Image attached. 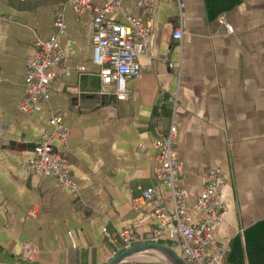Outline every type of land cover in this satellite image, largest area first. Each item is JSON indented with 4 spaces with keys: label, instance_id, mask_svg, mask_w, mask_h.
<instances>
[{
    "label": "crops",
    "instance_id": "1",
    "mask_svg": "<svg viewBox=\"0 0 264 264\" xmlns=\"http://www.w3.org/2000/svg\"><path fill=\"white\" fill-rule=\"evenodd\" d=\"M66 1L0 0V264H106L125 250L117 240L123 229L137 244L153 242L141 191L153 187L167 202L169 188L154 178L153 144L171 125L191 215L206 173L219 169L227 210L217 240L230 248L264 222V0H241L225 13L232 34L205 0H181V9L159 0L151 16L124 2V14L150 24L148 51L138 57L140 72L127 81L124 101L92 62L93 13L76 15ZM57 12L66 23L64 59L39 111L25 113V63L35 43L55 32ZM110 18L127 23L119 12ZM53 117L68 129L67 145L55 142L53 152L70 166L73 193L27 168ZM25 243L36 250L31 260L21 254ZM230 255L220 264H230ZM133 256V264H170L155 250Z\"/></svg>",
    "mask_w": 264,
    "mask_h": 264
},
{
    "label": "built area",
    "instance_id": "2",
    "mask_svg": "<svg viewBox=\"0 0 264 264\" xmlns=\"http://www.w3.org/2000/svg\"><path fill=\"white\" fill-rule=\"evenodd\" d=\"M133 2L145 8L147 14L155 11L159 0H67V6L76 15L92 12V62L99 67V79L103 84L114 86V96L118 101L126 100V83L140 72L138 57L148 51L150 24H144L139 18L124 14L123 3ZM179 9L181 0H174ZM114 12L122 13L126 24L110 18ZM217 22L226 32L233 33V28L225 13L217 17ZM55 32L46 40L35 43V53L27 58L24 71V96L19 110L35 113L40 109L41 100L48 92V87L55 77V68L63 61L59 35L66 29L62 13L57 12L54 21ZM181 30H175L174 39L181 38ZM139 38V41L136 40ZM50 130L44 132L34 148L33 156L27 164L30 173L49 177L57 185L70 192L77 191V184L70 174L69 164L53 152L55 142L63 147L69 138L68 129L58 117L49 120ZM178 131L171 125L167 134L154 142L156 167L154 178L161 186L169 188V195L164 202L153 187L143 189L141 198L150 206L149 217L154 221L152 241L168 240L177 244L180 256L187 264H220L230 248L217 240V233L222 225V215L227 210L221 201V189L224 178L219 169H210L205 177L202 192L194 199L197 209L195 216L188 207L191 196L180 185L183 168L176 153ZM168 203L169 208L165 206ZM168 208V209H167ZM117 240L127 249L138 243L137 236L129 229L119 232ZM35 248L30 243L22 245L21 254L31 260Z\"/></svg>",
    "mask_w": 264,
    "mask_h": 264
},
{
    "label": "trees",
    "instance_id": "3",
    "mask_svg": "<svg viewBox=\"0 0 264 264\" xmlns=\"http://www.w3.org/2000/svg\"><path fill=\"white\" fill-rule=\"evenodd\" d=\"M205 2L209 15L217 18L234 8L241 0H205ZM173 244L169 242L165 245L174 249ZM230 250V264H264V222L252 226L242 236L234 238Z\"/></svg>",
    "mask_w": 264,
    "mask_h": 264
},
{
    "label": "water",
    "instance_id": "4",
    "mask_svg": "<svg viewBox=\"0 0 264 264\" xmlns=\"http://www.w3.org/2000/svg\"><path fill=\"white\" fill-rule=\"evenodd\" d=\"M146 250H155L164 254L170 264H187L172 248L155 242H146L133 245L113 256L106 264H124L133 255Z\"/></svg>",
    "mask_w": 264,
    "mask_h": 264
},
{
    "label": "rangeland",
    "instance_id": "5",
    "mask_svg": "<svg viewBox=\"0 0 264 264\" xmlns=\"http://www.w3.org/2000/svg\"><path fill=\"white\" fill-rule=\"evenodd\" d=\"M177 245V244H176ZM176 245H174V247L176 246ZM176 248V247H175ZM177 250V249H176ZM179 250V249H178ZM179 252V251H178ZM129 262L128 263H126V264H133V262L134 261H132V257L131 258H129V260H128Z\"/></svg>",
    "mask_w": 264,
    "mask_h": 264
},
{
    "label": "bare ground",
    "instance_id": "6",
    "mask_svg": "<svg viewBox=\"0 0 264 264\" xmlns=\"http://www.w3.org/2000/svg\"><path fill=\"white\" fill-rule=\"evenodd\" d=\"M131 258V257H130ZM135 257L134 256H132V259H134Z\"/></svg>",
    "mask_w": 264,
    "mask_h": 264
}]
</instances>
